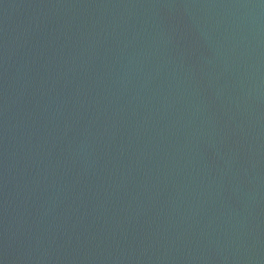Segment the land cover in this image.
<instances>
[{
	"label": "water",
	"instance_id": "water-1",
	"mask_svg": "<svg viewBox=\"0 0 264 264\" xmlns=\"http://www.w3.org/2000/svg\"><path fill=\"white\" fill-rule=\"evenodd\" d=\"M0 264H264V0H0Z\"/></svg>",
	"mask_w": 264,
	"mask_h": 264
}]
</instances>
